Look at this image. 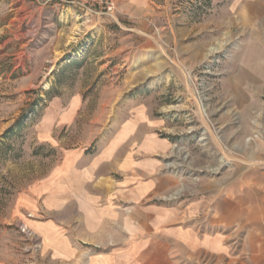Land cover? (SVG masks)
<instances>
[{
    "label": "rangeland",
    "instance_id": "374dc122",
    "mask_svg": "<svg viewBox=\"0 0 264 264\" xmlns=\"http://www.w3.org/2000/svg\"><path fill=\"white\" fill-rule=\"evenodd\" d=\"M115 2L111 18L0 0V264H54L24 223L28 200L132 102L168 119V164L198 192L264 170V0Z\"/></svg>",
    "mask_w": 264,
    "mask_h": 264
},
{
    "label": "crops",
    "instance_id": "0c3cea01",
    "mask_svg": "<svg viewBox=\"0 0 264 264\" xmlns=\"http://www.w3.org/2000/svg\"><path fill=\"white\" fill-rule=\"evenodd\" d=\"M249 7H252L249 6ZM74 101L60 119L68 125ZM93 146L65 149L25 225L54 264H264V170L198 189L168 164L170 122L146 103ZM169 131V132H168ZM38 198V199H37Z\"/></svg>",
    "mask_w": 264,
    "mask_h": 264
},
{
    "label": "built area",
    "instance_id": "2783aa9c",
    "mask_svg": "<svg viewBox=\"0 0 264 264\" xmlns=\"http://www.w3.org/2000/svg\"><path fill=\"white\" fill-rule=\"evenodd\" d=\"M61 6L67 9H74L85 13L87 16L116 17L117 5L115 0H57Z\"/></svg>",
    "mask_w": 264,
    "mask_h": 264
},
{
    "label": "bare ground",
    "instance_id": "6f19581e",
    "mask_svg": "<svg viewBox=\"0 0 264 264\" xmlns=\"http://www.w3.org/2000/svg\"><path fill=\"white\" fill-rule=\"evenodd\" d=\"M212 50L215 52V50H218V49L215 48V49H212ZM213 51H212V52H213Z\"/></svg>",
    "mask_w": 264,
    "mask_h": 264
}]
</instances>
